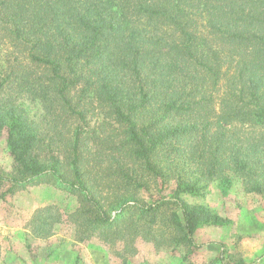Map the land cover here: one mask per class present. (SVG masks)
<instances>
[{
  "label": "trees",
  "instance_id": "16d2710c",
  "mask_svg": "<svg viewBox=\"0 0 264 264\" xmlns=\"http://www.w3.org/2000/svg\"><path fill=\"white\" fill-rule=\"evenodd\" d=\"M23 95L59 103L84 123V104L94 99L113 121L120 137L106 176L119 183L108 208L94 199L84 161L88 131L72 129L66 165L50 149L42 157V132L17 100ZM0 97V134L18 173L52 176L74 191L80 206L72 215L88 235L127 228L135 236V221L144 227L174 203L181 241L193 245L197 227L220 217L183 194L202 195L213 181L228 190L234 178L246 192L264 193V0H0ZM215 99L211 119L193 113V104ZM183 160L197 172L183 173ZM153 184L161 196L139 201V189ZM51 212L32 218L38 236L49 233Z\"/></svg>",
  "mask_w": 264,
  "mask_h": 264
},
{
  "label": "rangeland",
  "instance_id": "374dc122",
  "mask_svg": "<svg viewBox=\"0 0 264 264\" xmlns=\"http://www.w3.org/2000/svg\"><path fill=\"white\" fill-rule=\"evenodd\" d=\"M17 100L28 106L30 116L42 132L45 145L42 157L50 149L60 164L66 165L65 141L72 129L79 123L82 131H88L81 145L84 161L91 166V177L96 182L94 199L107 207L118 191L119 180L114 174L106 176L105 161L120 136L113 121L100 112L98 103L86 100L84 123L55 101L45 107L26 95ZM218 106V99L199 101L193 104L192 111L209 120ZM236 127L240 133L251 131L248 125ZM180 166L183 173L197 170V165L189 160H183ZM18 167L8 152L5 133L0 134V264H264V193L246 192L237 178L228 190L213 181L202 195H182L187 201L202 203L210 215L220 217L218 222L198 226L194 244L188 245L181 241L173 222L174 203L162 206L153 221L148 216L144 227L142 221H135L138 229L135 236L126 227L120 236L111 232L102 235L98 231L88 235L80 221L75 220L79 213L75 215L77 218L72 215L80 206L74 191L52 176L25 180ZM172 185L166 184L171 188ZM149 187L150 190L139 189L135 194L139 201L150 203L161 196L154 184ZM45 207L52 212L48 228L44 227L49 233L43 237L32 228V218ZM126 211L137 219L139 212L133 207L126 206ZM114 213L108 210V215Z\"/></svg>",
  "mask_w": 264,
  "mask_h": 264
}]
</instances>
